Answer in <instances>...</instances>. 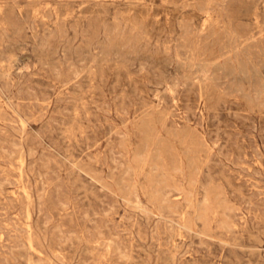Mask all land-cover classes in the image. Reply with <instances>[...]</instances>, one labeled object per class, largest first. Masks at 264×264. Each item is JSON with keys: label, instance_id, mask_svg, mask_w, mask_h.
<instances>
[{"label": "rangeland", "instance_id": "obj_1", "mask_svg": "<svg viewBox=\"0 0 264 264\" xmlns=\"http://www.w3.org/2000/svg\"><path fill=\"white\" fill-rule=\"evenodd\" d=\"M0 264H264V0H0Z\"/></svg>", "mask_w": 264, "mask_h": 264}, {"label": "bare ground", "instance_id": "obj_2", "mask_svg": "<svg viewBox=\"0 0 264 264\" xmlns=\"http://www.w3.org/2000/svg\"><path fill=\"white\" fill-rule=\"evenodd\" d=\"M173 87V86H172ZM101 111V110H100ZM24 125V124H23ZM102 146V145H101ZM23 147V146H22ZM5 169V168H4ZM185 212V211H184ZM38 263V262H37Z\"/></svg>", "mask_w": 264, "mask_h": 264}]
</instances>
